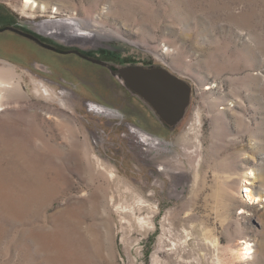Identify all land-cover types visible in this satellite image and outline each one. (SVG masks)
<instances>
[{
    "label": "rangeland",
    "instance_id": "374dc122",
    "mask_svg": "<svg viewBox=\"0 0 264 264\" xmlns=\"http://www.w3.org/2000/svg\"><path fill=\"white\" fill-rule=\"evenodd\" d=\"M32 41L162 67L185 117ZM2 68L0 264H264V0H0Z\"/></svg>",
    "mask_w": 264,
    "mask_h": 264
},
{
    "label": "water",
    "instance_id": "95a60500",
    "mask_svg": "<svg viewBox=\"0 0 264 264\" xmlns=\"http://www.w3.org/2000/svg\"><path fill=\"white\" fill-rule=\"evenodd\" d=\"M42 45L56 50L49 45ZM112 73L119 77L129 90L141 96L170 127H176L185 117L191 102L192 89L177 75L162 67L140 65L121 66Z\"/></svg>",
    "mask_w": 264,
    "mask_h": 264
},
{
    "label": "bare ground",
    "instance_id": "6f19581e",
    "mask_svg": "<svg viewBox=\"0 0 264 264\" xmlns=\"http://www.w3.org/2000/svg\"><path fill=\"white\" fill-rule=\"evenodd\" d=\"M66 24H69V26L71 27L72 31L75 33V38H79V37H85L88 35V33L84 32L83 29H81V27L79 26H75L69 22H63ZM10 69H0V78L3 75L4 78L7 77L6 71L8 72V74H10L9 72ZM11 71V70H10ZM9 76V75H8ZM2 81V80H0ZM15 87H13V83L6 80V82L2 81L0 82V107L5 106L4 102L7 100V94L10 96L12 94V92L14 91ZM41 90L43 91V93L45 95H51L49 89L47 87H45V85L41 84ZM2 91H5L4 94H2ZM13 96V95H12ZM111 178L114 179L116 177V175H113L112 173L110 174ZM197 176V175H196ZM241 244L246 245L243 250L244 252L241 253V255H246V259H250L252 258V256L250 254L255 253L252 249H251V245L248 242H241ZM250 256V257H248Z\"/></svg>",
    "mask_w": 264,
    "mask_h": 264
},
{
    "label": "flooded vegetation",
    "instance_id": "af4514ba",
    "mask_svg": "<svg viewBox=\"0 0 264 264\" xmlns=\"http://www.w3.org/2000/svg\"><path fill=\"white\" fill-rule=\"evenodd\" d=\"M41 40H42V38H40ZM32 43H34L35 45H37L38 47H42L39 43H36L35 41L33 42L32 41ZM53 46H55L56 47V50L55 51H52V50H48V49H46V50H48V51H50V52H52V53H54V54H56L57 55V57H67V56H71V55H75V56H77L78 58H80V59H83V60H85V61H89V62H91V63H93V64H95V65H100V67H103V68H108L110 71H111V73H112V71H114V70H117L118 68H120V67H111V66H107L106 64H104L103 62H105V61H101V60H96L95 59V61H97V62H94V61H92L90 58L88 59V58H86V57H88L86 54L84 55L83 53H82V51H79V50H75V51H72V50H74V49H70V47H63V46H59V45H53ZM43 49H45L44 47H42ZM71 51V52H67V51ZM77 51H79V52H81V53H79V52H77ZM130 65V64H129ZM131 65H137V64H131ZM140 66H143V67H152L153 65H140ZM112 75H113V73H112ZM131 91V90H130ZM132 92V91H131ZM133 94H134V96H136V97H138L140 100L142 99L143 101H144V99L141 97V96H139L138 94H136V93H134V92H132ZM145 102V101H144ZM146 103V102H145ZM147 105H149L148 103H146ZM150 106V105H149ZM152 109V108H151ZM153 110V109H152ZM155 113V112H154ZM160 119V118H159ZM141 120H139L138 122H140ZM160 121H161V123H162V125H163V127H165V128H168V129H174V128H172V127H170L166 122H164L163 120H161L160 119ZM141 123V122H140Z\"/></svg>",
    "mask_w": 264,
    "mask_h": 264
},
{
    "label": "built area",
    "instance_id": "2783aa9c",
    "mask_svg": "<svg viewBox=\"0 0 264 264\" xmlns=\"http://www.w3.org/2000/svg\"><path fill=\"white\" fill-rule=\"evenodd\" d=\"M96 110H101L97 105H95L94 107ZM132 131L135 132V134H137L138 137H141V141L142 142H145L146 139L143 138L144 135L150 137V138H147L148 141L149 140H152V136L151 135H147L146 133H143V131H141L138 127L137 128H132Z\"/></svg>",
    "mask_w": 264,
    "mask_h": 264
}]
</instances>
